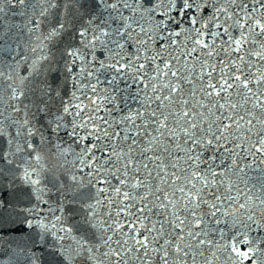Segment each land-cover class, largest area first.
<instances>
[{"label": "snow or ice", "instance_id": "snow-or-ice-1", "mask_svg": "<svg viewBox=\"0 0 264 264\" xmlns=\"http://www.w3.org/2000/svg\"><path fill=\"white\" fill-rule=\"evenodd\" d=\"M0 264H264V0H0Z\"/></svg>", "mask_w": 264, "mask_h": 264}, {"label": "water", "instance_id": "water-1", "mask_svg": "<svg viewBox=\"0 0 264 264\" xmlns=\"http://www.w3.org/2000/svg\"><path fill=\"white\" fill-rule=\"evenodd\" d=\"M43 155L50 167L59 168V166L63 163V161L59 157L54 158L47 153H44Z\"/></svg>", "mask_w": 264, "mask_h": 264}]
</instances>
